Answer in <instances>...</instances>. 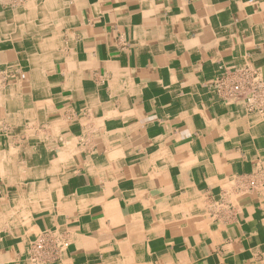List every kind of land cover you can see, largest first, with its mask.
<instances>
[{
    "label": "crops",
    "instance_id": "crops-1",
    "mask_svg": "<svg viewBox=\"0 0 264 264\" xmlns=\"http://www.w3.org/2000/svg\"><path fill=\"white\" fill-rule=\"evenodd\" d=\"M0 87V264H264V0H0Z\"/></svg>",
    "mask_w": 264,
    "mask_h": 264
},
{
    "label": "bare ground",
    "instance_id": "bare-ground-1",
    "mask_svg": "<svg viewBox=\"0 0 264 264\" xmlns=\"http://www.w3.org/2000/svg\"><path fill=\"white\" fill-rule=\"evenodd\" d=\"M4 1V0H3ZM11 1V0H10ZM22 1V0H21ZM34 3V2H33ZM32 3V4H33ZM28 7V6H27ZM16 9V8H15ZM23 9V8H22ZM13 13V12H12ZM15 13V12H14ZM11 14V13H10ZM21 14V13H20ZM18 15V14H17ZM4 20V19H3ZM46 27V26H45ZM38 32V31H37ZM51 38V37H50ZM49 41H51V40H49ZM6 51V50H5ZM19 51V50H18ZM51 54V53H50ZM10 55V54H9ZM12 55V54H11ZM47 55V54H46ZM9 58V57H8ZM20 59V58H19ZM26 60V59H25ZM25 63V62H24ZM10 68V67H9ZM67 70V69H66ZM5 72V71H4ZM38 77V76H37ZM5 82V81H4ZM64 82V81H63ZM66 83V82H65ZM20 84V83H19ZM16 85V84H15ZM24 85V84H23ZM4 86V85H3ZM1 88V87H0ZM13 88V87H12ZM11 89V88H10ZM12 93V92H11ZM23 93V92H22ZM50 103L49 101H47L46 100V104H48V103ZM41 105V104H40ZM49 105V104H48ZM40 107V106H39ZM36 113V112H35ZM36 115V114H35ZM19 119V118H18ZM6 120V119H5ZM1 122V121H0ZM4 122V121H3ZM6 122V121H5ZM8 122H9V120H8ZM56 122V121H55ZM31 123H33V121L31 122ZM58 123V122H57ZM29 124V123H28ZM8 125H9V123H8ZM26 125V124H25ZM31 125V124H30ZM32 126V125H31ZM30 126V127H31ZM38 126V125H37ZM49 126V125H48ZM36 127V126H35ZM1 128V127H0ZM50 128V127H49ZM9 130V129H8ZM12 130V129H11ZM53 130H54V128H53ZM34 131H36V130H34ZM13 132V131H12ZM27 133V132H26ZM25 134V133H24ZM37 134V133H36ZM35 134V135H36ZM15 141V140H14ZM16 142V141H15ZM41 142V141H40ZM17 144V143H16ZM10 145V144H9ZM31 146V145H30ZM11 147V146H10ZM13 147V146H12ZM56 147V146H55ZM19 148V147H18ZM34 148V147H33ZM73 148V147H72ZM35 150V149H34ZM13 150L11 149V152H12ZM41 151V150H40ZM4 152V151H3ZM61 153V152H60ZM3 156H4V153H3ZM11 156V155H10ZM20 156V155H19ZM60 157H61V155H60ZM43 159V158H42ZM47 159V158H46ZM61 159H62V157H61ZM26 163V162H25ZM56 163V162H55ZM33 166V165H32ZM13 172V171H12ZM14 175V174H13ZM21 175V174H20Z\"/></svg>",
    "mask_w": 264,
    "mask_h": 264
},
{
    "label": "built area",
    "instance_id": "built-area-1",
    "mask_svg": "<svg viewBox=\"0 0 264 264\" xmlns=\"http://www.w3.org/2000/svg\"><path fill=\"white\" fill-rule=\"evenodd\" d=\"M237 88V87H236Z\"/></svg>",
    "mask_w": 264,
    "mask_h": 264
}]
</instances>
